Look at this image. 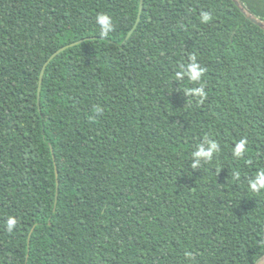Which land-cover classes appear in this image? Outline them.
I'll return each mask as SVG.
<instances>
[{"label": "trees", "instance_id": "trees-1", "mask_svg": "<svg viewBox=\"0 0 264 264\" xmlns=\"http://www.w3.org/2000/svg\"><path fill=\"white\" fill-rule=\"evenodd\" d=\"M239 1L264 21V0ZM140 3L0 0V264H253L264 251V200L245 187L264 167V29L234 0H143L127 39ZM100 12L116 25L103 40ZM78 41L47 66L39 109L44 64ZM190 56L207 68L203 105L172 80ZM206 135L222 152L193 170Z\"/></svg>", "mask_w": 264, "mask_h": 264}, {"label": "clouds", "instance_id": "clouds-1", "mask_svg": "<svg viewBox=\"0 0 264 264\" xmlns=\"http://www.w3.org/2000/svg\"><path fill=\"white\" fill-rule=\"evenodd\" d=\"M202 25H207L212 21L213 16L208 11L201 10L198 17ZM95 24L98 28L99 37L103 40L108 38L110 34L115 31V21L113 17L106 12L97 13L95 16ZM207 68L201 63L197 62L195 56H190L188 62H182L179 65V70L174 73L172 80L181 87V93L185 97L194 98L198 105H203L208 99V92L205 90L207 83L205 74ZM104 108L100 104L93 107L95 117L103 115ZM248 140L246 137L240 138L235 142L234 146L230 149L231 155L234 159L240 160L249 153ZM222 145L216 138L204 136L202 142L198 143L191 151L190 168L199 170L213 161L221 154ZM234 178L239 180L240 173L233 172ZM246 192L252 197H259L264 200V167H259L250 177H247ZM17 218L8 216L6 220V230L11 233L17 227ZM258 250H264V240L258 246ZM185 260L191 262L192 254L185 253ZM253 264H264V251H260L259 255L253 257Z\"/></svg>", "mask_w": 264, "mask_h": 264}, {"label": "water", "instance_id": "water-1", "mask_svg": "<svg viewBox=\"0 0 264 264\" xmlns=\"http://www.w3.org/2000/svg\"><path fill=\"white\" fill-rule=\"evenodd\" d=\"M234 2L236 3V5L241 9V11L243 12V14L246 16V18H248L250 21H252L254 24L258 25L259 27H261L262 29H264V21L259 19L258 17H256L255 15H253L252 13H250L247 9H245L242 4L240 3L239 0H234ZM142 5H143V0H141L140 3V12H139V16L138 19L134 25V27L132 28V30L129 32L127 39L133 34V32L135 31V29L138 26V23L140 21V17H141V11H142ZM82 41H78L75 43H72L70 45H67L61 49H59L58 51H56L54 54L51 55V57L48 59V61L44 64L43 69L41 71V75H40V81H39V91H38V104H39V109H40V91H41V85H42V81L44 78V73L45 70L47 68V66L49 65V63L56 57L58 56L60 53L64 52L65 50H67L68 48L74 47L78 44H80ZM56 176H57V191L59 188V182H58V172L56 170ZM58 197V192L56 195V198Z\"/></svg>", "mask_w": 264, "mask_h": 264}]
</instances>
